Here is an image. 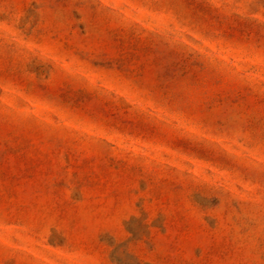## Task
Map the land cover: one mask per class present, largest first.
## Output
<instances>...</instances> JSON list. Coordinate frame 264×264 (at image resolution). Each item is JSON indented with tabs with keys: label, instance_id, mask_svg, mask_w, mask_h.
Instances as JSON below:
<instances>
[{
	"label": "rangeland",
	"instance_id": "1",
	"mask_svg": "<svg viewBox=\"0 0 264 264\" xmlns=\"http://www.w3.org/2000/svg\"><path fill=\"white\" fill-rule=\"evenodd\" d=\"M0 264H264V0H0Z\"/></svg>",
	"mask_w": 264,
	"mask_h": 264
}]
</instances>
